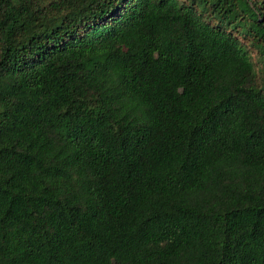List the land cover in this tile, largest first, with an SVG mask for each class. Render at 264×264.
Returning <instances> with one entry per match:
<instances>
[{"label": "trees", "instance_id": "1", "mask_svg": "<svg viewBox=\"0 0 264 264\" xmlns=\"http://www.w3.org/2000/svg\"><path fill=\"white\" fill-rule=\"evenodd\" d=\"M264 0H0V264H264Z\"/></svg>", "mask_w": 264, "mask_h": 264}, {"label": "rangeland", "instance_id": "2", "mask_svg": "<svg viewBox=\"0 0 264 264\" xmlns=\"http://www.w3.org/2000/svg\"><path fill=\"white\" fill-rule=\"evenodd\" d=\"M260 20L264 22V19H263V17H260Z\"/></svg>", "mask_w": 264, "mask_h": 264}]
</instances>
